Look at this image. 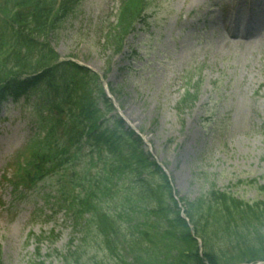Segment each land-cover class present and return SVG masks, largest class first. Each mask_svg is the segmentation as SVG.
Here are the masks:
<instances>
[{"label": "rangeland", "instance_id": "374dc122", "mask_svg": "<svg viewBox=\"0 0 264 264\" xmlns=\"http://www.w3.org/2000/svg\"><path fill=\"white\" fill-rule=\"evenodd\" d=\"M16 2L0 0V11L12 12ZM119 3L80 0L51 44L58 58L85 65L100 87L109 84L113 106L166 165L182 208L201 196L207 182L245 200L259 198L264 0H148L144 17L115 54L100 38L112 32ZM1 25L0 18V30ZM3 39L10 50L13 40ZM4 53L0 50V57ZM26 56L28 61L32 54ZM189 82L198 84V97L180 110L177 103ZM35 106L23 96L0 109V264H62L72 236L66 214L46 195H52L54 178L20 190L8 169L34 132ZM80 190L81 185L75 192ZM259 226L264 236V225ZM89 243L82 262L106 264L100 246Z\"/></svg>", "mask_w": 264, "mask_h": 264}, {"label": "trees", "instance_id": "16d2710c", "mask_svg": "<svg viewBox=\"0 0 264 264\" xmlns=\"http://www.w3.org/2000/svg\"><path fill=\"white\" fill-rule=\"evenodd\" d=\"M16 3L17 8L9 14L3 29L4 37L14 44L10 50L8 43L0 44V50L5 49L0 58V99L17 89L33 92L39 89L36 93L42 96L48 90L62 94L52 104L53 126L46 141L32 142L26 175L33 172L45 176L53 168L62 175L80 171V180L88 184L80 193L67 194L70 203L66 209L82 242L89 239L96 220L98 230L93 237L107 244L113 260L118 258L121 263L126 261L119 249L122 245L139 264H206L204 260L209 264H233L264 260V236L259 226L264 225V197L245 201L230 192L210 189L205 198L187 202V216L201 238V256L196 240L179 216L166 176L143 151L140 139L124 130L119 120L104 119L111 104L103 100L101 90L95 94L99 83L92 73L71 62L54 63L51 44L56 43L59 27L71 15L70 2L17 0ZM125 19V15L120 16L119 27L106 39L114 48L121 45L134 18L126 22ZM26 53L36 56V61L34 57L26 61ZM31 68L43 69L42 74L17 82ZM66 73L79 78L76 92L70 91L69 83L57 85ZM44 75L47 82L41 86L39 80ZM74 81L72 77V84ZM259 189L264 196V186ZM78 249L68 251L67 255L75 256ZM68 256L62 264H71Z\"/></svg>", "mask_w": 264, "mask_h": 264}]
</instances>
